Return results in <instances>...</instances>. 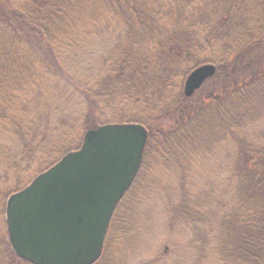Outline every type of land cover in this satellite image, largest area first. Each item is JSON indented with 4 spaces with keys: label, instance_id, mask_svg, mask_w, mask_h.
<instances>
[{
    "label": "trees",
    "instance_id": "1",
    "mask_svg": "<svg viewBox=\"0 0 264 264\" xmlns=\"http://www.w3.org/2000/svg\"><path fill=\"white\" fill-rule=\"evenodd\" d=\"M100 17L119 29L106 60L107 69L116 72L83 89L101 114L92 113L87 120L83 115L59 119L54 129L61 131L62 138L48 146L53 101L49 103L45 86L30 85L26 78L48 75L47 53L58 65L53 46H48L51 30L76 24L96 26L91 18ZM202 47L212 49L206 60L199 58L204 54L199 53ZM204 63L216 66L214 82L202 86L207 78L197 90L202 94H198L200 102L187 106L192 96L184 95L182 81ZM132 94L144 98L146 108L159 106L153 113L157 116L148 115L149 109L142 112L143 117L103 114V109L118 104L117 98H133ZM156 99L159 105L152 102ZM172 111H178L179 120L167 130L159 123L158 113ZM263 118L264 0H0V164L17 169L11 176L0 173V179L11 182L4 198L77 149L90 128L136 122L148 129L140 168L112 214L106 242L94 264L113 262L107 255L110 244L106 246L113 240L111 229L118 227L124 235L129 228L133 214L126 206L131 200L136 206V197L146 187L149 179L143 170L150 168L153 154L159 161H168L172 156H165L166 152L211 149L226 141L236 146L233 206L219 213L204 206L205 211L199 212L198 203L182 200L176 210L190 221L191 243L203 247L215 241L219 264H264V143L241 135ZM123 210L125 216H121ZM122 217H126L123 222ZM2 231L0 264H30L14 254L4 227Z\"/></svg>",
    "mask_w": 264,
    "mask_h": 264
},
{
    "label": "rangeland",
    "instance_id": "2",
    "mask_svg": "<svg viewBox=\"0 0 264 264\" xmlns=\"http://www.w3.org/2000/svg\"><path fill=\"white\" fill-rule=\"evenodd\" d=\"M91 19H94L95 23L97 22L96 26L76 24L61 30L57 27L51 30L48 46H53L54 52L58 56V65H54L52 55L47 53L49 56L47 61L50 65L48 64L45 69L48 75L39 76L35 70L36 79L26 78L30 85L45 86L48 89L47 94L51 97L49 103L53 101L50 110L51 116L47 124L48 146L62 138L61 131L54 129L57 127L59 119L74 120L83 115L87 120L93 114L94 116L101 114L100 107L88 100L83 89L93 88L103 77H106L108 72L109 74L116 72L113 68L107 69L108 62L106 60L110 58L115 32H118L119 29L115 30L113 24H108L110 20L107 18L105 20L102 17ZM105 25L108 26V29ZM36 45L40 47V42ZM202 49L203 51L201 50L199 53L204 52V54L199 58L206 60L212 49H206V47H202ZM35 66L37 67V63ZM31 72L34 76V71ZM214 75L212 78L210 76V80H206L202 86H209L213 83ZM185 79L181 84L182 91ZM181 89L178 88V90ZM197 90L190 95L192 97L187 96L190 97L186 102L187 106L197 104L202 99L198 95L201 94L200 91ZM117 102V105L102 110L107 118L120 112L143 117L142 112L148 109V115L155 117L157 115L153 113L159 108V106L146 108L148 103L141 96L131 98V95H127L117 98ZM152 102L158 105L161 103L157 99ZM167 113L160 115L158 113L161 122L156 121L155 123L159 122L162 127L169 130L179 120L177 119L179 115H177L178 111ZM241 135H245L257 143H264V118L247 127V130ZM8 146L12 147L14 144L9 143ZM235 147L232 141H226L216 144L211 149L187 148L177 155H170L166 152L165 156H172L168 161H159L153 154V157L150 158V168L143 170L149 179L143 186L146 187H142L143 189L136 197V206L133 205L135 201L132 202V200L128 201L126 206L132 211V222L125 230L124 235L120 232V228L113 226L111 229V240H113L106 244L107 247L110 244L107 255L113 262L105 261L103 264H194L197 260H199L198 264H219L216 248H213L215 241H211L203 247H200L195 241L191 243L193 237L191 236L190 221L184 218L186 215L181 214L180 210L178 212L176 207L182 200L186 204L198 203L197 211L199 212L205 211L204 206L217 213L225 209L227 205V208L233 206L235 196L233 194L232 170ZM4 164H0V173L5 171L11 176L17 170L10 169ZM33 168L32 165L30 170ZM10 183L8 180L0 179V237L3 227L6 230L4 221L6 198L3 195L7 189L9 190ZM203 208L204 210H202ZM125 213L123 210L121 216H125ZM125 218L122 217L121 222ZM118 235L122 237H118ZM104 241L106 242V239Z\"/></svg>",
    "mask_w": 264,
    "mask_h": 264
},
{
    "label": "water",
    "instance_id": "3",
    "mask_svg": "<svg viewBox=\"0 0 264 264\" xmlns=\"http://www.w3.org/2000/svg\"><path fill=\"white\" fill-rule=\"evenodd\" d=\"M216 72L193 68L183 92L190 96ZM148 138L136 122L86 130L81 145L65 153L5 203L14 253L32 264H93L100 256L112 214L140 168Z\"/></svg>",
    "mask_w": 264,
    "mask_h": 264
},
{
    "label": "bare ground",
    "instance_id": "4",
    "mask_svg": "<svg viewBox=\"0 0 264 264\" xmlns=\"http://www.w3.org/2000/svg\"><path fill=\"white\" fill-rule=\"evenodd\" d=\"M184 93V92H183ZM194 93V92H193ZM185 95V94H184ZM186 96V95H185Z\"/></svg>",
    "mask_w": 264,
    "mask_h": 264
}]
</instances>
